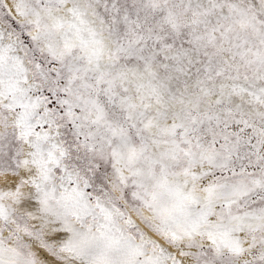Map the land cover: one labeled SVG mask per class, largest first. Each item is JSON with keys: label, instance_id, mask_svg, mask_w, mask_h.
<instances>
[{"label": "snow or ice", "instance_id": "obj_1", "mask_svg": "<svg viewBox=\"0 0 264 264\" xmlns=\"http://www.w3.org/2000/svg\"><path fill=\"white\" fill-rule=\"evenodd\" d=\"M0 264H264V0H0Z\"/></svg>", "mask_w": 264, "mask_h": 264}]
</instances>
